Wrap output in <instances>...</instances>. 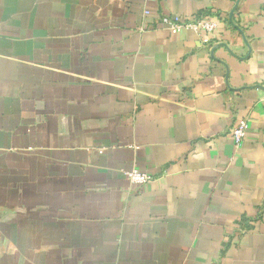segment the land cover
<instances>
[{"label": "crops", "instance_id": "obj_1", "mask_svg": "<svg viewBox=\"0 0 264 264\" xmlns=\"http://www.w3.org/2000/svg\"><path fill=\"white\" fill-rule=\"evenodd\" d=\"M263 80L264 0H0V264H264Z\"/></svg>", "mask_w": 264, "mask_h": 264}, {"label": "built area", "instance_id": "obj_2", "mask_svg": "<svg viewBox=\"0 0 264 264\" xmlns=\"http://www.w3.org/2000/svg\"><path fill=\"white\" fill-rule=\"evenodd\" d=\"M150 1V0H144ZM149 9L146 10V14H150ZM160 21L162 24L167 26L171 32L176 33L183 29H193L196 32L202 34V41L204 43L210 42V35L216 33L219 29V24L215 20L192 18L186 20H177L169 15L160 16ZM264 86V80H263ZM249 130V121L247 119L241 118L233 126L231 135L236 147H239L244 139L246 138ZM129 181L136 186L144 185L150 182L153 177L146 171L133 169L127 173Z\"/></svg>", "mask_w": 264, "mask_h": 264}]
</instances>
